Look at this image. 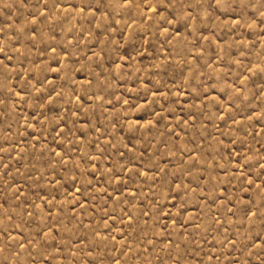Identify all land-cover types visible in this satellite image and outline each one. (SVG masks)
<instances>
[{
  "label": "rangeland",
  "instance_id": "374dc122",
  "mask_svg": "<svg viewBox=\"0 0 264 264\" xmlns=\"http://www.w3.org/2000/svg\"><path fill=\"white\" fill-rule=\"evenodd\" d=\"M0 264H264V0H0Z\"/></svg>",
  "mask_w": 264,
  "mask_h": 264
}]
</instances>
